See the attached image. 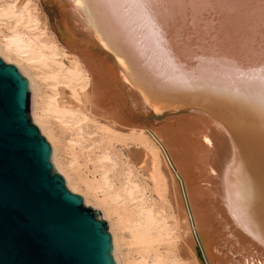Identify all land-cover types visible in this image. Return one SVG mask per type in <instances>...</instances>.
<instances>
[{"label": "bare ground", "instance_id": "1", "mask_svg": "<svg viewBox=\"0 0 264 264\" xmlns=\"http://www.w3.org/2000/svg\"><path fill=\"white\" fill-rule=\"evenodd\" d=\"M11 1L0 7L9 31L0 36V57L28 79L34 98L35 78L27 67L50 69L48 57L55 56L71 66L58 77L54 71L63 70L55 62L47 79L70 89H61L46 110L35 100L32 113L68 188L79 192L81 186L57 161L59 139L48 114L73 121L77 112L88 113L114 135L126 131L144 146L141 156L134 152L129 160L148 161L168 213L161 217L154 206L140 207L130 237L144 249L164 244L167 250L137 264H257L246 257L252 239L261 243L256 252L264 264V0H151L144 6L134 0H68L67 6L65 0ZM90 33L113 51L141 99L134 92L129 97L112 56ZM175 103L197 104L209 110L211 121L192 111L154 120L130 113ZM99 210L108 221L106 206ZM119 222L113 228L109 223L116 264H122L124 241Z\"/></svg>", "mask_w": 264, "mask_h": 264}, {"label": "water", "instance_id": "2", "mask_svg": "<svg viewBox=\"0 0 264 264\" xmlns=\"http://www.w3.org/2000/svg\"><path fill=\"white\" fill-rule=\"evenodd\" d=\"M66 29L72 35L77 32ZM90 35L112 56L118 82L129 97L134 92L141 99L138 88L124 79L113 51ZM175 106L147 104L130 113L147 120L157 116L154 120L192 111L200 120L211 121L209 110L197 104ZM30 108L27 79L0 58V264H114L106 221L57 173L50 143L30 120ZM249 244L247 259L261 263L256 252L260 241Z\"/></svg>", "mask_w": 264, "mask_h": 264}, {"label": "rangeland", "instance_id": "3", "mask_svg": "<svg viewBox=\"0 0 264 264\" xmlns=\"http://www.w3.org/2000/svg\"><path fill=\"white\" fill-rule=\"evenodd\" d=\"M10 3H12L11 0H0V7L5 4H10ZM45 10L49 12L48 15L50 14L49 15L50 24H52L51 22V19L53 18V16H51L52 12L50 13V11L47 10V8ZM6 26L8 25L5 22L0 21V36L1 37H3L2 36L3 34L5 35L9 32ZM25 32L27 31L25 30ZM29 32L33 33L37 31L30 30ZM65 59L66 58L60 57V56H55L53 58L48 57L47 64L50 66V69H47V68L45 69L44 67L45 70H43V66L41 65H40L41 67L32 66V65L30 67H27L29 69L31 77L35 78L33 80H34L35 86L37 87V89L35 90L36 97L38 96L37 99L34 98L33 91L29 88L30 94H31V108H30L29 116L32 122H33L32 113L34 110L35 100L37 103L40 104L39 106L37 104L39 108L41 107L40 110H42V108L43 110H46L48 106L49 107L53 106L56 98L58 99V97H60L61 89L69 91L68 89L70 88H68L64 83L55 84L53 81L51 82V80H49L50 79L49 77L53 76L55 73H57L55 75H57L58 77L60 76L62 77L61 74L65 72V70L71 67L69 65V62ZM50 60H53L54 63L52 61H51L52 63H50ZM5 62L11 63L8 61H5ZM55 62L61 63L60 67L63 70L62 72H59L58 70L57 72L54 71L56 68ZM25 64L26 63L24 62V65ZM53 64H54V68H53ZM14 66L17 68L16 65ZM48 74H51V75H49L48 77ZM47 77L49 79H47ZM58 79L60 80V78ZM28 86L30 87V85ZM37 112L41 114V111H39V109ZM77 113L79 114H75L77 116L76 118L74 117L73 119L74 122L72 120L69 121L70 119H67L66 120L67 122L64 121L65 119H54L53 115L51 114H48L46 116L47 121L49 122L50 126L52 127V129L54 130V132L56 133L59 139L57 142V150H58L57 151L58 153L57 161L61 163L64 169L76 181L80 183L81 188L79 189V192L77 191L76 193L79 194L83 198V194H85V192H88V191L90 192V193L88 192L89 200L87 203L84 202V198L82 199L83 203L86 205L93 206L98 210L101 209L102 206H106L107 213L105 212V216H107L108 221H106L105 219L104 220L108 224L107 231L110 235L111 233L109 232V223L112 225V228H113L114 227L113 224L114 223L116 224L117 219L120 218V221H122V222H119V227L122 228V234L124 236V241L120 249V257H121L120 259H122L121 260L122 264H137L138 262L141 261L140 259H142V257H144L145 255H148L151 259L152 257L156 255L164 254V252L166 253L167 248L165 249L164 244L157 245L156 248H153V249H150V248L144 249L141 246L134 245L132 243V238L130 237V232H131V227H132L130 225V221L132 224V222L137 218L136 213H138L140 207L154 206L151 208H153L156 211V213L158 211L157 215H160L161 213V217L162 216L164 217V215H167L168 213V209L166 208V203L164 202V194H163V189L161 188L162 187L161 183L157 180L156 176L152 173V170L150 168V164L148 163V161L142 164L141 161L139 160L138 161H135L132 159L129 160L132 153L134 152H136L138 156H141L144 150V146L142 144H139V142L136 141V137H134L132 134L126 131L123 133L115 132V135H114L113 134L114 131L110 129L106 125V123H104L101 119L94 118L88 115V113H80V112H77ZM126 113L129 114L128 111ZM132 126L135 128H139V129L143 128V126L138 125V124H133ZM77 129L79 130L76 131ZM75 132L77 133V135ZM103 154L104 156L105 155H108V156H106L105 158ZM52 158H53V155H52ZM51 162L54 165L53 159ZM57 173L65 181L64 175L59 172ZM103 180H105L106 182ZM134 183L136 186L134 185ZM133 186L135 188H133ZM124 189L126 191L128 189H132L133 191L134 189V191L131 194L132 195L131 198L127 197L126 191ZM123 197H125L127 200ZM118 202L122 205V208H121V205L117 204ZM142 204L144 205L141 206ZM159 217L160 216H157V218ZM130 241H131V244H130ZM111 245H112L111 255H112L113 261L116 264V261L114 259L115 253H113L114 251L113 244L111 243Z\"/></svg>", "mask_w": 264, "mask_h": 264}, {"label": "snow or ice", "instance_id": "4", "mask_svg": "<svg viewBox=\"0 0 264 264\" xmlns=\"http://www.w3.org/2000/svg\"><path fill=\"white\" fill-rule=\"evenodd\" d=\"M134 2L139 4V5H141V6H144V5L148 4V3H150L151 0H134ZM262 71H264V69H262Z\"/></svg>", "mask_w": 264, "mask_h": 264}]
</instances>
